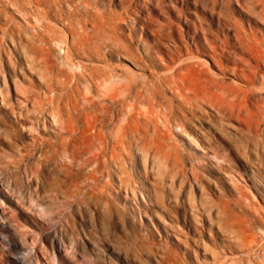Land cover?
Segmentation results:
<instances>
[{
  "label": "rangeland",
  "instance_id": "rangeland-1",
  "mask_svg": "<svg viewBox=\"0 0 264 264\" xmlns=\"http://www.w3.org/2000/svg\"><path fill=\"white\" fill-rule=\"evenodd\" d=\"M236 34L264 56V0H0V264H264Z\"/></svg>",
  "mask_w": 264,
  "mask_h": 264
},
{
  "label": "bare ground",
  "instance_id": "bare-ground-1",
  "mask_svg": "<svg viewBox=\"0 0 264 264\" xmlns=\"http://www.w3.org/2000/svg\"><path fill=\"white\" fill-rule=\"evenodd\" d=\"M140 30V29H139ZM196 33V32H195ZM237 40H239V42L241 43V44H245L246 45V48H245V50L247 51L248 50V52H247V61H245L244 63L247 65V67L248 68H250L252 71H249V73H250V75H248L247 76V79H249L252 75L251 74H253V71H259V70H261V67H260V64L263 66V68H262V70H264V56H256V53H255V51H254V49H253V47L250 45V44H248L247 42L246 43H244V40L242 39V38H240V35L239 34H236V36H234ZM244 45V46H245ZM230 63V62H229ZM242 71H243V68H240V69H238V72H240L239 74H241L242 73ZM242 75V74H241ZM260 78H261V84L264 82V76L263 75H260ZM117 83V82H116ZM119 85V84H118ZM243 85V84H242ZM120 87L121 86H117V88H115L114 90H117V89H120ZM248 87H249V85H248ZM253 91V90H252ZM263 94V93H262ZM102 95L103 96H105V97H107L108 96V94H106L105 92H103L102 93ZM91 129L92 130H94L93 129V127H91ZM85 131V130H84ZM91 138H92V145H93V151H96V150H98L99 149V153L101 154L102 152H103V137L102 136H100V134H99V132H96L95 131V133H93L92 135H91ZM95 142H97L96 144H94ZM97 146V147H96ZM99 147V148H98ZM96 155H97V153L96 154H92L91 153V157L92 158H96ZM4 231V227H3V225H1L0 224V235H1V233ZM1 239V238H0ZM1 241H2V239H1ZM8 244V243H7ZM11 246L12 247H14L15 246V244L12 242L11 243ZM15 261L17 262V263H19V264H21V262L18 260V259H15Z\"/></svg>",
  "mask_w": 264,
  "mask_h": 264
}]
</instances>
